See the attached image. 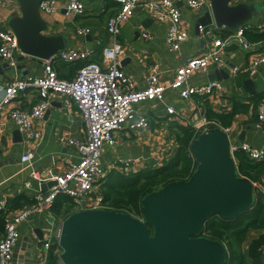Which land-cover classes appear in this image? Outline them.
Here are the masks:
<instances>
[{
	"label": "crops",
	"instance_id": "0c3cea01",
	"mask_svg": "<svg viewBox=\"0 0 264 264\" xmlns=\"http://www.w3.org/2000/svg\"><path fill=\"white\" fill-rule=\"evenodd\" d=\"M59 1L62 3L65 0ZM83 1L86 10L82 14L67 13L64 8L53 13L42 12L49 22L46 32L65 34L70 37L72 42L69 48L90 50V59L104 63L103 47L111 44L114 39L108 32L107 23L109 17L119 9V2L117 0ZM179 1H181L179 6L183 13V25L189 33V38L182 43L180 50H172L167 45L169 21L156 19L151 10L145 6L136 7L134 13L121 25L118 38L124 44V52L119 56L118 62L129 80L138 88L146 87L149 65L157 63L161 70V81L168 87L162 100L154 98L137 102L134 117L128 119L115 132L116 143L106 144L103 147L101 161L106 174L114 169L132 173L146 166L157 165L167 159L177 147L176 128L173 127L175 122H189L200 131L208 127H230L231 140L236 143L241 142V138H244V141L256 147H264V129L255 126L259 102L255 103L254 100L255 97L261 99L264 95V62L258 66L255 72L247 71L246 68L252 62L253 55L238 42L229 43L234 44L232 48L225 47L226 64L224 66L211 63L207 70L195 71L188 81L191 85H196L209 80H221L222 91L205 98L193 96L190 100H183L179 90L169 86L176 77L177 68L188 57L200 55L208 47V42L201 36L198 28V23L201 22L199 19L206 10L195 11L186 6L182 0H176L177 3ZM246 1L262 3L261 14L250 23L264 24V0ZM21 13V5L17 0H8L7 4L0 8V17L7 24L13 15ZM82 26H87L90 29L89 32L79 34L77 29ZM255 30L263 31L264 29L255 28ZM217 31L222 36H226L229 32L225 28H219ZM256 41L260 43V49L264 50V39ZM17 57L16 66H11L6 59L0 60L1 84L17 76L43 74L45 60L39 62L32 55L23 53L21 48L17 51ZM83 61L58 60L56 62L58 72L63 77L72 78ZM231 61L236 64L231 67V71H220ZM212 75L224 76V78L211 79ZM248 78H253L255 93H251L245 84V80ZM3 93V90L0 89V98ZM49 98L50 106L37 122L41 130V137L36 141H29L25 132L9 114L10 107L30 108L38 99L36 90L32 88L27 90L10 106L0 109V202H7L21 194L34 200L41 192L47 191L53 183L34 177L31 174L32 170L38 176L48 169L63 172L69 168L71 163L79 159L78 146L70 140L82 138L85 134V122L82 115L67 93L51 91ZM235 98L242 103H248L249 110L235 113L230 125H223L218 120L208 117V107L218 112L232 111ZM171 105L175 107L176 114L168 112V106ZM144 115L149 117V126H131ZM30 150L34 151L31 162L22 163V155ZM126 161H129L128 171L125 170ZM20 167L22 168L20 169ZM254 183L264 190V170L260 180L254 181ZM99 192V186H96L95 192L89 196L90 203L95 201ZM32 203L33 201L27 204ZM90 205L92 204H87L86 207ZM20 208L21 206L14 207L9 213L13 215ZM60 223L61 221L58 222L46 210L33 212L18 226L19 244H15L14 247L16 258L24 260L26 246L21 244L29 242L28 239L32 238L35 244V257L32 264L38 261L41 257L42 243L47 239L53 241L52 245L56 243ZM0 231H2V226ZM40 233L42 238H40ZM262 233H264V228H252L245 236L242 249L248 264H254L249 254L250 245ZM58 264L63 263L59 260Z\"/></svg>",
	"mask_w": 264,
	"mask_h": 264
},
{
	"label": "built area",
	"instance_id": "2783aa9c",
	"mask_svg": "<svg viewBox=\"0 0 264 264\" xmlns=\"http://www.w3.org/2000/svg\"><path fill=\"white\" fill-rule=\"evenodd\" d=\"M119 9L109 17L107 23L108 32L114 37L111 44L103 47L104 63L90 59L91 51L77 48H65L54 53L45 60L42 75L26 74L0 83L3 95L0 98V109L10 106L21 94L29 89L36 90L38 99L30 108H11L10 116L25 132L29 141H36L41 137V130L37 125L40 118L50 106L49 94L51 91L67 93L75 103L85 122V134L82 138L71 139L79 149V159L70 164L66 171L60 172L48 169L40 176L31 171L34 177L42 181H54L47 191L41 192L32 204L24 205L18 212L11 215L7 202H0V210H5V230L0 236V264H10L14 258V247L19 240L18 226L21 222L37 210H46L52 215L51 207L58 196L64 193L71 196L78 206L83 208H106L102 205V194L97 193L95 201L90 203L89 196L95 192L102 178L106 175L101 157L103 147L106 144H115L117 137L115 132L123 124L134 117L135 104L146 99H164L166 86L161 81V70L157 63L149 65L147 86L138 88L129 80L125 71L121 68L118 58L124 52V44L118 36L121 25L138 6L149 8L152 15L162 21H169L167 45L172 50H180L182 43L189 38V33L183 25V13L176 0H117ZM186 6L195 11L210 5L211 0H182ZM8 0H0V8L7 4ZM40 10L45 13L56 12L65 8L67 13L82 14L86 10L83 0H41ZM199 33L208 42L207 49L200 55L188 57L178 68L176 77L170 83V87L179 90L183 100H190L193 96L207 97L223 90L221 80H209L204 83L191 85L188 81L197 70H207L211 63L224 66L225 47L231 42H238L244 49L253 55L252 62L246 70L255 72L258 66L264 62V50L260 49L259 42L251 41L246 35L247 30L255 28L264 29V24L247 22L235 29L226 25L218 26L212 23H198ZM225 28L229 32L222 36L217 30ZM87 26L77 29L79 34L89 32ZM20 50L18 37L7 22L0 17V60H8L11 66L18 63L17 51ZM64 60L73 62L86 61L72 78H66L59 74L56 62ZM236 71V68L234 69ZM170 114H176L174 106H168ZM149 117L144 115L131 124L132 127L149 126ZM257 128L264 129V95L258 104ZM229 132L230 127L224 128ZM244 150L251 159H264V147H256L247 141L235 142L231 140V151ZM34 151L30 150L21 157L22 163L31 162ZM125 170L128 171L129 161L125 162ZM87 204H92L86 207ZM53 216V215H52ZM54 218V217H53ZM63 220V219H62ZM61 220V221H62ZM60 224L57 231L56 242L59 241ZM53 241L47 239L42 243L41 257L34 264H49L48 253ZM59 245V243H58ZM60 246V245H59ZM61 252V247L59 254ZM12 264V263H11Z\"/></svg>",
	"mask_w": 264,
	"mask_h": 264
},
{
	"label": "water",
	"instance_id": "95a60500",
	"mask_svg": "<svg viewBox=\"0 0 264 264\" xmlns=\"http://www.w3.org/2000/svg\"><path fill=\"white\" fill-rule=\"evenodd\" d=\"M17 1L22 13L13 15L8 24L16 33L23 53L42 62L71 46V39L65 34L46 32L49 22L40 10L41 0ZM207 6L199 21L206 24L214 21L231 29L254 21L263 10L260 1L246 0H211L204 7ZM228 63L220 71H231L236 66L232 61ZM217 77L224 78L212 75L211 79ZM245 84L251 93L256 92L253 78L246 79ZM190 148L198 162L193 174L187 180L168 182L146 194L142 199V217L111 208H81L66 216L60 223L58 241L61 262L226 264L227 246L200 234L205 221L214 214L234 218L251 208L256 184L238 172L231 137L224 128H205ZM28 240L21 244L26 246L24 260L14 253L12 264L34 262L35 244L32 238Z\"/></svg>",
	"mask_w": 264,
	"mask_h": 264
},
{
	"label": "trees",
	"instance_id": "16d2710c",
	"mask_svg": "<svg viewBox=\"0 0 264 264\" xmlns=\"http://www.w3.org/2000/svg\"><path fill=\"white\" fill-rule=\"evenodd\" d=\"M118 3V2H117ZM246 35L249 40L264 39V30H247ZM83 61L81 66L85 64ZM255 103L260 102V98H254ZM256 107V105H254ZM249 104L242 103L234 99L233 110L230 112H218L208 107L207 115L211 119L218 120L223 125H230L232 118L238 111H248ZM177 147L172 156L158 166H146L141 170L125 173L121 170H112L107 173L99 183L102 194V205L119 211H127L135 216L142 217V199L149 192L156 190L168 182L174 180H187L197 168L198 162L195 159L190 145L191 142L201 132L191 123L175 122ZM237 169L241 175L247 176L253 181L261 178L264 170V159H251L248 154L241 149L235 151ZM35 200L24 194L7 201V209L23 207L25 204ZM9 205V206H8ZM81 209L74 199L68 194H58L52 207L53 217L60 222L69 214ZM5 210H0V227L5 230ZM252 228H264V190L257 187L255 189L254 204L251 208L243 210L234 218H225L220 214H214L205 221V226L200 235L222 241L228 248L229 255L226 264H248L242 249V243L247 232ZM60 246L54 243L49 250V264L59 263ZM249 254L254 264H264V233L254 239L250 245Z\"/></svg>",
	"mask_w": 264,
	"mask_h": 264
},
{
	"label": "rangeland",
	"instance_id": "374dc122",
	"mask_svg": "<svg viewBox=\"0 0 264 264\" xmlns=\"http://www.w3.org/2000/svg\"><path fill=\"white\" fill-rule=\"evenodd\" d=\"M205 10H207L206 8H202V12L203 11H205ZM189 123V122H188ZM172 155H170L167 159H165V160H168L170 157H171ZM165 160H163V161H161V162H159V163H157V165L156 166H158V165H161ZM152 166V165H151ZM153 166H155V165H153Z\"/></svg>",
	"mask_w": 264,
	"mask_h": 264
}]
</instances>
